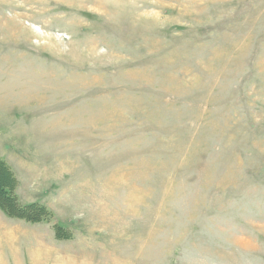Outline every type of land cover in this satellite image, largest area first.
Wrapping results in <instances>:
<instances>
[{"label": "rangeland", "instance_id": "rangeland-1", "mask_svg": "<svg viewBox=\"0 0 264 264\" xmlns=\"http://www.w3.org/2000/svg\"><path fill=\"white\" fill-rule=\"evenodd\" d=\"M0 161V264H264V0H0Z\"/></svg>", "mask_w": 264, "mask_h": 264}, {"label": "trees", "instance_id": "trees-1", "mask_svg": "<svg viewBox=\"0 0 264 264\" xmlns=\"http://www.w3.org/2000/svg\"><path fill=\"white\" fill-rule=\"evenodd\" d=\"M0 164L3 165V162L0 161ZM4 171H5L4 175L0 174V184L3 185L1 187L2 190H3V188L8 189V187L10 189L12 186V183L14 182V176H13L12 172L10 171V169L5 168ZM7 197L9 198L10 196H6L0 192V206L2 208L5 207L9 211V213H12L15 215L17 213L16 211H19V210H17L15 207L12 208L10 201L8 200ZM27 209H28V211H24V212L22 211L23 216H25V214H30V215L34 216V215L39 213V210H43L46 213V209H44V207H42V206L37 207L36 205H31V206L27 207ZM35 212H37V213H35Z\"/></svg>", "mask_w": 264, "mask_h": 264}]
</instances>
